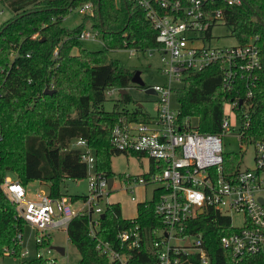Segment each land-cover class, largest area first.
Instances as JSON below:
<instances>
[{"label":"trees","instance_id":"1","mask_svg":"<svg viewBox=\"0 0 264 264\" xmlns=\"http://www.w3.org/2000/svg\"><path fill=\"white\" fill-rule=\"evenodd\" d=\"M10 17L0 23V181L9 174L21 185L38 181L47 186L54 198L63 195L64 179L78 180L86 175L81 160L82 149L71 146L76 139H84L94 159V170L113 177L109 159L115 151L109 144V131L120 117L144 118L145 112L119 109L130 102L126 93L106 111L102 108L105 91L110 88L127 89L132 71L116 59L106 58L105 52L122 47L144 50L155 44L154 32L144 19L141 8L131 0H4ZM90 2V13L84 14L92 27L100 31L101 49L83 48L77 39L83 24L67 28L62 17L71 9ZM225 24L237 42L255 38L259 48L261 69L248 105L250 125L246 135L260 138L264 134V0H242L238 6L225 7ZM259 18L261 24L255 19ZM16 51L10 59L8 53ZM53 51L56 55H53ZM29 53L25 57V53ZM52 85L53 93H42ZM181 116H193L195 129L202 133H216L220 129L225 102L236 100L233 106L238 116L244 105L240 83L223 87L216 66L190 72L175 93ZM132 156H136L132 154ZM235 160L236 154L224 155ZM85 195H70L72 201ZM152 197L135 204L133 219L139 224L144 244L132 252L129 264H155L148 243L153 231L161 228L153 213ZM88 214L73 217L65 233L68 241L85 264H109L94 250L95 238L88 235ZM121 216L118 202L106 205L99 220L96 238L111 241L117 229L129 223ZM226 219L207 210L186 224L188 232L200 233L207 264H254L253 256L233 260L219 243ZM20 222L13 219L12 205L0 194V250L7 243ZM49 244V236L35 248ZM18 249V248H17ZM27 264H46L34 257ZM192 264H200L193 260Z\"/></svg>","mask_w":264,"mask_h":264},{"label":"built area","instance_id":"2","mask_svg":"<svg viewBox=\"0 0 264 264\" xmlns=\"http://www.w3.org/2000/svg\"><path fill=\"white\" fill-rule=\"evenodd\" d=\"M131 1L141 8L154 32L155 44L144 50L128 47V53H156L165 82L143 86L151 88L158 98L155 115L145 113L141 119L120 117L109 131V144L115 151L149 160L148 169L142 175H120L119 189L134 204L154 198L152 210L161 224L148 243L154 263L192 264L197 260L207 264L200 233L188 232L185 228L188 222L209 209L226 219L219 243L232 259L253 256L254 264H264V134L260 138L246 135L250 117L245 104L252 96L261 69L259 48L255 38L229 47L209 43L211 27L218 21L225 24L224 8L238 6L242 0ZM5 6L4 0H0V15ZM91 9L90 2L76 6L77 12L83 15ZM98 35L100 31L96 28H82L77 39H96ZM15 53V50L10 51L8 57L12 59ZM28 56L29 53H25V57ZM210 65L217 67L223 87L242 85L245 99L238 100V106L243 104L244 109L238 116L233 110L236 100L225 102L219 131L202 133L195 129L196 118L192 123V116L179 115L175 93L188 73ZM44 89H52V85ZM115 90L118 91L107 89L105 94ZM233 126L238 141L254 148L250 168H239L241 153L236 154L234 161L224 159L221 136ZM71 146L82 149L81 160L86 165L87 193L78 207L72 208L75 201L64 194L54 198L47 192L37 191L35 199H28L25 186L9 174L0 181V194L12 205L13 219L34 230L35 244H40L49 231H65L73 217L88 214L87 232L95 238L97 254L105 257L109 264H129L132 252L144 244L140 226L133 219L135 215L127 218L129 223L117 229L111 241L95 237L100 214L104 213L106 205L116 202L110 200V190L115 189L114 177L107 187L108 177L94 170L93 155L84 139L74 140ZM147 183L156 184L150 199L136 202L132 196L134 189L142 188L144 192ZM234 216L239 217V226L232 225ZM12 239L18 246L21 240L18 228ZM25 254L26 251L21 252V256ZM38 256L45 259L46 264H56L54 259L38 254L35 257ZM78 260L75 264H85Z\"/></svg>","mask_w":264,"mask_h":264},{"label":"rangeland","instance_id":"3","mask_svg":"<svg viewBox=\"0 0 264 264\" xmlns=\"http://www.w3.org/2000/svg\"><path fill=\"white\" fill-rule=\"evenodd\" d=\"M117 1V0H116ZM89 13V12H86ZM10 17V11L5 6L4 12L0 15V23ZM83 14L77 12L76 7L71 9L61 19V24L67 28H74L81 23L83 28L92 29V21L90 18L85 17ZM231 27L218 21L210 29V45L216 47H229L234 45L237 40L234 35L230 33ZM80 44L83 48L91 51L101 49V34L96 39H83L80 40ZM106 58L116 59L121 66L127 68L130 71L138 70L140 72V78L145 86H151L154 84H163L165 77L159 72V60L156 53L151 55L141 54L135 52L130 55L127 47L117 48L105 52ZM112 89V88H110ZM127 94L130 97V102L122 104L119 109L133 110L134 107H138L141 112H145L152 116L156 113L157 108V96L151 93H144L143 89L135 85L126 89ZM119 94L118 91H113L110 94H105V99L102 102V108L109 111L113 108L114 103H118ZM139 104V106H137ZM174 105V102H171ZM195 117L192 116V123H195ZM232 119L229 118V125L231 126ZM222 151L224 154H238L241 153L239 160V168H250L253 162L254 148L250 144H241L235 136V126L230 128L226 133L221 136ZM149 160L147 157H135L132 155H125L123 153L113 154L109 159V166L114 173L113 183L115 189L110 190V200L116 201L119 204L120 212L123 216H132L135 214V204L130 201L128 195L122 192L119 188L121 181L120 175H132L140 176L148 169ZM156 187L155 183H147L144 186V192L142 188L134 189L132 196L135 201L149 200L151 197V191ZM26 198L35 199V193L37 191L47 192V186L44 183L38 181H29L25 184ZM62 193L64 195H85L87 193V182L85 178L78 180L64 179L61 186ZM81 204V198H77L71 205L72 208H76ZM233 226H239V217L234 216L231 220ZM21 227H17L21 233V240L19 245L12 239L14 233L10 238V242H7L0 250V264H27L36 256V254L48 258L54 259L56 264H75L76 250L74 246L68 241L66 233L63 229L52 230L48 232L49 244L43 247L35 248L34 230L28 225L22 224ZM54 246L63 248V253L59 254L53 249ZM18 248V249H17ZM11 250H14L12 252ZM20 251V254L18 253ZM26 251V254L21 256V252Z\"/></svg>","mask_w":264,"mask_h":264},{"label":"water","instance_id":"4","mask_svg":"<svg viewBox=\"0 0 264 264\" xmlns=\"http://www.w3.org/2000/svg\"><path fill=\"white\" fill-rule=\"evenodd\" d=\"M255 19L261 24V21L259 20V18L257 16H255ZM130 81H131V83L133 85H135L137 87H141L142 88L144 86V83H143V81L140 78V72L138 70H134L132 72ZM143 91H144V93H151V94L154 93L151 88H143ZM42 93L45 94V95H49V94H52L53 93V90L52 89H43ZM126 93H127L126 89H119L118 90L119 98H122L123 95L126 94ZM239 103H240V101H239ZM137 106H139V104H137ZM111 181H112V178L111 177H108L107 178V187L110 186ZM99 217L102 218L103 217V214H100ZM53 249L55 251H57L59 254H62L63 253V248H61V247L54 246ZM76 258L77 259H80V255L79 254H76Z\"/></svg>","mask_w":264,"mask_h":264},{"label":"crops","instance_id":"5","mask_svg":"<svg viewBox=\"0 0 264 264\" xmlns=\"http://www.w3.org/2000/svg\"><path fill=\"white\" fill-rule=\"evenodd\" d=\"M135 214H133L132 216H123L122 214H121V216L122 217H124V218H130V217H133Z\"/></svg>","mask_w":264,"mask_h":264},{"label":"flooded vegetation","instance_id":"6","mask_svg":"<svg viewBox=\"0 0 264 264\" xmlns=\"http://www.w3.org/2000/svg\"><path fill=\"white\" fill-rule=\"evenodd\" d=\"M140 88H141V87H140ZM141 89H143V87H142Z\"/></svg>","mask_w":264,"mask_h":264}]
</instances>
